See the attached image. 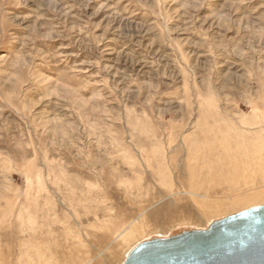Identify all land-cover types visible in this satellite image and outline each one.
Instances as JSON below:
<instances>
[{"label":"rangeland","instance_id":"374dc122","mask_svg":"<svg viewBox=\"0 0 264 264\" xmlns=\"http://www.w3.org/2000/svg\"><path fill=\"white\" fill-rule=\"evenodd\" d=\"M262 204L264 0H0V264Z\"/></svg>","mask_w":264,"mask_h":264},{"label":"water","instance_id":"95a60500","mask_svg":"<svg viewBox=\"0 0 264 264\" xmlns=\"http://www.w3.org/2000/svg\"><path fill=\"white\" fill-rule=\"evenodd\" d=\"M123 264H264V204L217 219L206 229L144 240Z\"/></svg>","mask_w":264,"mask_h":264}]
</instances>
